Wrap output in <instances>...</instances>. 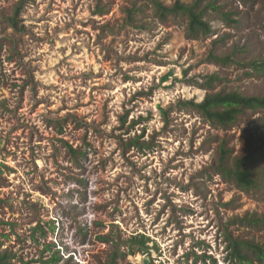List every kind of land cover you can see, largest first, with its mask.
Here are the masks:
<instances>
[{
    "label": "rangeland",
    "instance_id": "rangeland-1",
    "mask_svg": "<svg viewBox=\"0 0 264 264\" xmlns=\"http://www.w3.org/2000/svg\"><path fill=\"white\" fill-rule=\"evenodd\" d=\"M209 2L211 34L192 39L149 0H0V252L13 264H239L230 240L264 249V155L241 166L248 189L219 166L264 137V110L221 126L187 104L264 96V69L248 66L264 63V0Z\"/></svg>",
    "mask_w": 264,
    "mask_h": 264
},
{
    "label": "trees",
    "instance_id": "trees-1",
    "mask_svg": "<svg viewBox=\"0 0 264 264\" xmlns=\"http://www.w3.org/2000/svg\"><path fill=\"white\" fill-rule=\"evenodd\" d=\"M152 4L156 13L162 18L172 15V16H182L187 20V34L189 38L196 39L199 37H206L211 34V26L206 20L208 11L214 10L213 5L209 0H193L189 4L182 3L181 1H176L172 7L164 6L158 0H149ZM128 18L131 19V13L128 14ZM11 25L16 28L15 18L11 19ZM210 58L220 64L233 63V58L228 55L225 57H219L210 53ZM252 71L260 72L264 69L263 62H251L248 64ZM218 81L217 75H210L207 77L204 85L210 88L211 85ZM188 105L192 106L205 120L212 124H218L221 126H227L233 124L239 115L244 111H262L264 110V96L262 97H246L242 94L232 91V92H213L207 93L203 100L199 103L188 102ZM247 155L240 159L234 169H228L224 166L225 155L221 157L220 168L226 172L232 174L238 185L245 189L250 188L254 185V180L248 171L242 170L241 166L246 160H250L256 154L264 155V137H261L259 133L257 135L248 136L246 141ZM71 153H74L72 149L69 148ZM131 243L143 247L144 242L136 238L131 239ZM230 246L232 248V254L237 258L239 264H250L252 263L249 253L252 254L258 264L264 263V249L258 246L244 245L238 241H231ZM246 251L247 253H245ZM115 255L112 256V261H115ZM13 258L7 252H0V264H13Z\"/></svg>",
    "mask_w": 264,
    "mask_h": 264
}]
</instances>
